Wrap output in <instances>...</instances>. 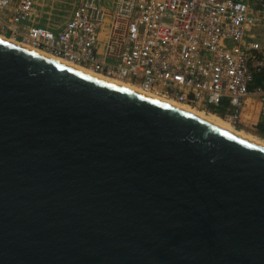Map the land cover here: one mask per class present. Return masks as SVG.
<instances>
[{
  "label": "water",
  "instance_id": "obj_1",
  "mask_svg": "<svg viewBox=\"0 0 264 264\" xmlns=\"http://www.w3.org/2000/svg\"><path fill=\"white\" fill-rule=\"evenodd\" d=\"M0 264H264V144L0 38Z\"/></svg>",
  "mask_w": 264,
  "mask_h": 264
},
{
  "label": "built area",
  "instance_id": "obj_2",
  "mask_svg": "<svg viewBox=\"0 0 264 264\" xmlns=\"http://www.w3.org/2000/svg\"><path fill=\"white\" fill-rule=\"evenodd\" d=\"M260 20L252 0H0L1 35L235 127L264 121Z\"/></svg>",
  "mask_w": 264,
  "mask_h": 264
},
{
  "label": "bare ground",
  "instance_id": "obj_3",
  "mask_svg": "<svg viewBox=\"0 0 264 264\" xmlns=\"http://www.w3.org/2000/svg\"><path fill=\"white\" fill-rule=\"evenodd\" d=\"M0 38H3L5 40L14 42V43L19 44V45H22V46H25L27 48H30V49L35 50L37 52H40L42 54L48 55L50 57H53L55 59H58L60 61H63L65 63H68L70 65H73V66H75L77 68H80V69H82L84 71H87L89 73H92L94 75H97L99 77H102L104 79H107L109 81H112L114 83L120 84V85L125 86L127 88L133 89V90L138 91L140 93H143V94H146V95L151 96L153 98H156V99H158L160 101H163L165 103H168V104H170L172 106H175V107H177L179 109H182V110H184L186 112H189V113L194 114L196 116H199V117H202L204 119H207V120H209L211 122H214V123H216V124H218V125H220V126H222L224 128H227V129H229V130H231V131H233L235 133H238V134H240L242 136H245V137H247L249 139H252V140L257 141V142H259L261 144H264V139L263 138H261V137H259L257 135L248 133L245 130L237 129L227 119H224V117L222 118L221 116H218V115H216L214 113L206 112V111H204L202 109H199L198 107H194V106L188 105L186 103L179 102V101H177L175 99H172V98H169V97H166V96H163V95H157V94L150 93L148 91H145V90L141 89L139 86H137V85H135L133 83H129L127 81H123V80H120V79H116V78H112V77H109V76H106V75H102V74H100V73H98L96 71H93V70H91V69H89L87 67H83V66H81V65H79L77 63H74L72 61H68L66 59L53 56L52 54L47 53L44 50H41V49H38V48H35V47H32V46H29L25 42H22V41H19V40H15V39H11V38L5 37V36H3L1 34H0Z\"/></svg>",
  "mask_w": 264,
  "mask_h": 264
},
{
  "label": "rangeland",
  "instance_id": "obj_4",
  "mask_svg": "<svg viewBox=\"0 0 264 264\" xmlns=\"http://www.w3.org/2000/svg\"><path fill=\"white\" fill-rule=\"evenodd\" d=\"M252 2H253V7L255 9L259 10V14L261 16L259 28H258V31H257V34H258L257 41H258V45H260V47L264 48V0H252ZM62 21H64V20H62ZM236 128L237 129H241V130H245L248 133L257 135V136H259V137L264 139V137L260 136L257 133V130L254 129V128H251V127H240V128L236 127Z\"/></svg>",
  "mask_w": 264,
  "mask_h": 264
},
{
  "label": "trees",
  "instance_id": "obj_5",
  "mask_svg": "<svg viewBox=\"0 0 264 264\" xmlns=\"http://www.w3.org/2000/svg\"><path fill=\"white\" fill-rule=\"evenodd\" d=\"M212 111L214 112H217L218 114H220L221 116L224 115V111L222 108L218 107V108H212ZM238 128H240L238 126ZM254 129L257 130V133L260 135V136H263L264 137V122H259V123H256L255 126H254Z\"/></svg>",
  "mask_w": 264,
  "mask_h": 264
},
{
  "label": "crops",
  "instance_id": "obj_6",
  "mask_svg": "<svg viewBox=\"0 0 264 264\" xmlns=\"http://www.w3.org/2000/svg\"><path fill=\"white\" fill-rule=\"evenodd\" d=\"M256 106V108H257V105L255 104V103H251V105H250V109H253V106ZM264 122V121H263Z\"/></svg>",
  "mask_w": 264,
  "mask_h": 264
}]
</instances>
